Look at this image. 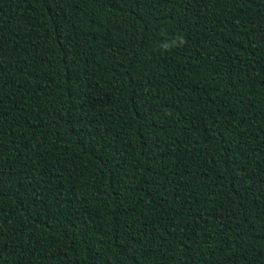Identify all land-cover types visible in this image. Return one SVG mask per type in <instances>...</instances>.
Instances as JSON below:
<instances>
[{
	"label": "trees",
	"instance_id": "obj_1",
	"mask_svg": "<svg viewBox=\"0 0 264 264\" xmlns=\"http://www.w3.org/2000/svg\"><path fill=\"white\" fill-rule=\"evenodd\" d=\"M0 264H264V0H0Z\"/></svg>",
	"mask_w": 264,
	"mask_h": 264
},
{
	"label": "clouds",
	"instance_id": "obj_2",
	"mask_svg": "<svg viewBox=\"0 0 264 264\" xmlns=\"http://www.w3.org/2000/svg\"><path fill=\"white\" fill-rule=\"evenodd\" d=\"M186 42L187 41L183 36H177L171 42L164 43L162 45V50L164 52L171 51L174 48L182 47L184 44H186Z\"/></svg>",
	"mask_w": 264,
	"mask_h": 264
}]
</instances>
